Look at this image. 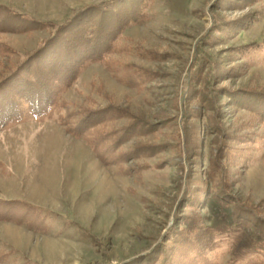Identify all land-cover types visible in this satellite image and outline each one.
Listing matches in <instances>:
<instances>
[{"label": "rangeland", "instance_id": "rangeland-1", "mask_svg": "<svg viewBox=\"0 0 264 264\" xmlns=\"http://www.w3.org/2000/svg\"><path fill=\"white\" fill-rule=\"evenodd\" d=\"M105 1L0 0L34 22L0 32V79L50 36L46 24ZM114 46L57 113L0 130V201L27 210L0 220V264H157L177 231L218 264H264L257 228L233 223L241 206L264 230V122L236 101L264 95V0H150ZM102 108L108 119L74 134Z\"/></svg>", "mask_w": 264, "mask_h": 264}, {"label": "trees", "instance_id": "trees-1", "mask_svg": "<svg viewBox=\"0 0 264 264\" xmlns=\"http://www.w3.org/2000/svg\"><path fill=\"white\" fill-rule=\"evenodd\" d=\"M149 1L108 0L79 10L62 24H46L52 28L50 36L0 79V130L29 117H49L57 113L62 107L61 94L76 80L82 68L88 62L106 65L115 47V40L123 29L145 16ZM33 24V20L28 17L0 6L1 33L16 32L30 28ZM236 101L257 114L264 122V95L245 94ZM108 111L107 108H102L85 112L74 129V134L89 135L96 123L100 124L111 116L107 115ZM87 140L94 150L100 149L94 144L95 139ZM222 198L225 202V197ZM21 208L18 205L8 208V203L0 201V220L8 221L13 218L20 223L19 220L22 221L26 215L23 212L27 211L25 209L21 215V211H18ZM33 213L32 210L30 215ZM258 220L259 217L253 210L240 206L233 223L236 227H244L248 223L257 228L259 235L254 236L252 248L264 258V230ZM171 242L173 246L170 254L175 255V264H218L205 253L201 245L203 240L192 232L177 231L174 236L171 235ZM164 245L156 253L158 256L155 261L159 264H166L170 260L168 250L171 247ZM247 264H261V261L254 260Z\"/></svg>", "mask_w": 264, "mask_h": 264}]
</instances>
